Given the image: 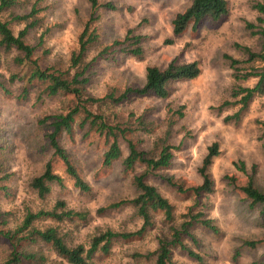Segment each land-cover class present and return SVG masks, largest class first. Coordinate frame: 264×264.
Wrapping results in <instances>:
<instances>
[{
	"label": "rangeland",
	"instance_id": "374dc122",
	"mask_svg": "<svg viewBox=\"0 0 264 264\" xmlns=\"http://www.w3.org/2000/svg\"><path fill=\"white\" fill-rule=\"evenodd\" d=\"M42 1L45 24L50 28L44 39L49 48L48 61L65 63L76 46L81 23L88 14V0ZM104 1L112 2L115 9H98L99 41L105 44L120 39L131 28L142 36L143 56L136 59L120 53L110 60H98L90 88L95 95L102 94L107 86L141 85L147 65L163 67L172 58L177 62L196 60L199 64V75L191 80L173 82L167 98L159 99L152 94L133 97L118 108L122 114L129 110L135 114L144 112L146 117L160 124L165 106L183 105V116L173 125L170 139L177 149L167 172L188 183L199 181L197 167L207 146L212 142L218 144L219 153L209 167L213 191L208 196L210 207L207 210L217 232L197 229L199 245L195 250L201 261H191L177 252L175 263L264 264V243L254 247L243 243L264 237V215L258 206L249 207L227 179L229 176L236 177L237 182L243 179L233 165V162L243 161L248 172L252 165L255 166L254 184L264 191V95L253 98L237 123L222 121L234 108L217 111L223 99H230L233 84L225 55L241 57L234 44L258 47L259 40L244 26L245 21L258 23L255 19L258 14L251 8L256 0H226V14L217 20L205 18L195 30L187 28L178 36L171 32V21L189 0H100ZM259 24L264 26V22ZM92 52L90 50L89 56ZM65 100L61 96L43 97L38 101L29 97L19 102L0 95V144L3 145L0 157L3 169L11 174L8 185L12 193V196L0 197V210L15 211L18 216L24 205L32 209L48 208L55 200L62 199L67 208L87 213L84 221L63 222L60 226L61 231L67 233L65 239L85 245L93 234L105 228H138L141 220L130 206L98 211L110 202L132 197L135 190L130 184V175L122 172L119 163L101 167L104 149L101 140L91 135L83 137L79 130H74L71 136L62 134L60 142L90 190H77L59 165L55 169L62 177V185L51 184L50 193L44 199H38L28 188V181L41 171L48 157V152L41 149L42 131L37 119L59 112ZM121 149L125 154L124 144ZM153 183L173 205L174 217L179 220L189 200L159 182ZM161 231L162 226L156 222L140 239L114 241L107 254H94L92 264H153L144 255L155 248V236Z\"/></svg>",
	"mask_w": 264,
	"mask_h": 264
},
{
	"label": "trees",
	"instance_id": "16d2710c",
	"mask_svg": "<svg viewBox=\"0 0 264 264\" xmlns=\"http://www.w3.org/2000/svg\"><path fill=\"white\" fill-rule=\"evenodd\" d=\"M89 11L81 23L76 46L69 52L65 63L48 61L49 48L44 39L50 28L45 24V6L42 0H0V95L5 99L24 101L29 97L38 101L43 97L61 96L66 100L59 112L47 113L37 119L42 131V148L48 152L41 171L28 181V188L38 199H44L51 184L62 185L63 173L80 192H88L90 186L80 176L67 149L60 142L62 134L72 135L81 131L83 137L100 139L104 147L100 165L108 168L119 163L122 172L130 175L135 194L98 208V211L130 206L141 220L134 230L105 228L90 237L88 244L72 243L65 239L63 222L86 220L87 213L67 208L64 200L57 199L48 207L32 209L24 205L17 216L15 211L0 210V264H92L94 254H107L114 241L142 238L158 222L163 231L155 236V248L144 257L153 264H176L175 253L191 261H201L195 250L199 245L196 230L216 233L213 220L207 215L210 207L208 196L213 191L209 171L212 160L218 155L217 142L206 148L197 167L199 181L188 183L167 172L173 152L177 147L171 142L173 125L183 116V105L165 106L162 122L135 114L129 110L122 114L118 108L133 97L152 94L156 98L169 96L171 84L191 80L200 73L196 60L177 62L170 59L163 67L147 65L141 85L124 87L107 86L100 95L90 91L96 76L98 60L113 59L116 54H126L136 59L143 56L142 36L128 28L122 38L109 43L99 41L98 9H115L112 2L88 0ZM258 14L257 24L245 21V29L259 40L257 49L234 44L240 58L229 60L233 80L229 98L223 99L217 111L234 108L223 116V122L237 123L255 96L264 95V0L251 3ZM227 13L226 0H189V4L177 12L171 21L174 36L187 28L195 30L205 18L217 20ZM15 28V30H14ZM170 43V40H166ZM92 54L89 56V52ZM253 81L251 85L244 84ZM264 129V123H263ZM121 144L126 153L123 154ZM3 145L0 144V151ZM243 175L237 182L229 176L230 185L238 189L249 207L258 206L264 215V191L253 180L255 166L248 172L243 161L233 162ZM10 172L3 169L0 157V197L12 196ZM153 182L163 184L189 204L174 217V207ZM244 245L254 247L264 243V237L245 240ZM236 255V253L234 254ZM135 264V263H134Z\"/></svg>",
	"mask_w": 264,
	"mask_h": 264
}]
</instances>
